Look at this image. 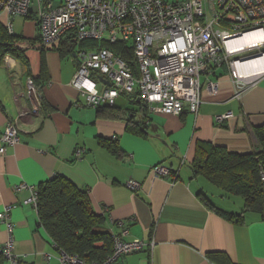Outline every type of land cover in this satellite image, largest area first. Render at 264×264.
Here are the masks:
<instances>
[{
  "label": "crops",
  "instance_id": "0c3cea01",
  "mask_svg": "<svg viewBox=\"0 0 264 264\" xmlns=\"http://www.w3.org/2000/svg\"><path fill=\"white\" fill-rule=\"evenodd\" d=\"M24 19L17 21L23 32H14L21 37L18 47L24 57L7 55L0 61V135L8 119L22 114L20 141L0 154V212L12 206L18 264H59L38 209L25 202L30 191L17 189L21 183L39 187L56 175L88 192L94 211L105 217L102 231L113 237L128 230L125 239L154 241L126 255L123 264H264L262 214L246 211L243 221L236 222L217 212L243 213L245 199L230 197L232 193L196 174L193 167L199 143L239 154L258 150L254 128L264 125V77L237 96L228 67L213 66L202 74L204 81L201 76L196 113L189 108L182 115L151 113L140 135L128 129L124 116L135 113L143 119L140 95L116 99L123 118H109L107 112L88 107L71 84L79 61L73 54L63 56L59 42L44 47L35 22ZM8 20L0 13L2 24L7 26ZM30 78L42 94L38 110L27 92ZM210 82L216 83L214 89ZM229 112L231 117L218 120ZM114 136L118 150L106 143ZM79 148L85 151L78 158ZM160 163L173 174L154 177L152 167ZM129 180L139 181L141 188L132 191ZM8 237L0 221V246Z\"/></svg>",
  "mask_w": 264,
  "mask_h": 264
},
{
  "label": "built area",
  "instance_id": "2783aa9c",
  "mask_svg": "<svg viewBox=\"0 0 264 264\" xmlns=\"http://www.w3.org/2000/svg\"><path fill=\"white\" fill-rule=\"evenodd\" d=\"M0 13L9 16L10 33H14L11 19L31 15L44 47L59 42L62 37L74 44L73 55L79 64L71 84L82 94L88 107L113 106L119 96L138 93L143 107L150 113L181 115L186 108L196 113L201 103V76L213 66L228 67L235 80L237 96L264 77V70L246 74L239 71V63L264 56V0H60L58 6L54 0H0ZM257 31H263L261 40L239 49L232 48L233 40ZM102 41L131 42L136 68L112 48L101 46ZM247 50L256 52L244 54ZM215 86L216 83L210 82L211 89ZM27 92L33 108L38 110L42 94L33 78L29 79ZM21 115L7 120L0 135L1 155L20 141ZM231 116L229 112L218 120ZM84 151L77 149L75 156L81 157ZM152 170L156 178L173 174L163 163ZM260 177L264 188V167H261ZM141 186L136 180L127 182L132 191ZM17 189L30 191L25 202L38 208L39 187L21 183ZM11 209L8 205L0 212V221L6 224L9 233L0 252L11 264H18ZM127 234L125 230L113 235V252L102 261H88L76 253L58 249L55 243L58 262L123 264L126 255L154 244V241L148 243L138 238L125 239ZM47 257L50 258V254Z\"/></svg>",
  "mask_w": 264,
  "mask_h": 264
},
{
  "label": "trees",
  "instance_id": "16d2710c",
  "mask_svg": "<svg viewBox=\"0 0 264 264\" xmlns=\"http://www.w3.org/2000/svg\"><path fill=\"white\" fill-rule=\"evenodd\" d=\"M26 19L35 21L31 15ZM20 38L15 33H10L7 26L0 22V61L7 55L19 59L24 57V49L17 45L18 41H21ZM99 44L112 48L136 68L134 47L130 42L111 44L102 41ZM57 48L63 56H67L73 54L74 44L67 37H62ZM98 110L107 112L109 118H123V113L115 105H102ZM140 113L143 119H137L135 113L133 117L127 113L124 116L126 115L128 120V129L143 135L145 120L150 118L151 113L143 107L142 102ZM254 133L259 147L257 151L249 154L232 153L225 147L205 143H199L196 148L193 163L195 173L204 176L226 192L245 199L243 213L225 214L217 209V212L236 222L243 221L246 211L260 212L264 217V188L260 177L261 167H264V125L254 128ZM113 141L117 140L112 138L106 143L110 145L109 148L117 149L118 145ZM209 207L216 211L213 206ZM37 209L41 224L58 249L76 253L88 261H102L113 252L112 235L102 231L106 224L105 217L94 211L88 192L77 187L66 177L56 175L39 185ZM100 241L104 242L103 246L96 245ZM6 260L0 252V264H5Z\"/></svg>",
  "mask_w": 264,
  "mask_h": 264
},
{
  "label": "bare ground",
  "instance_id": "6f19581e",
  "mask_svg": "<svg viewBox=\"0 0 264 264\" xmlns=\"http://www.w3.org/2000/svg\"><path fill=\"white\" fill-rule=\"evenodd\" d=\"M263 38V31H257L253 33H247L243 37L233 40L232 48L244 47V45H253V42L261 40ZM264 70V56L261 58H256L248 62L239 63V71L242 74L249 72L260 73Z\"/></svg>",
  "mask_w": 264,
  "mask_h": 264
},
{
  "label": "rangeland",
  "instance_id": "374dc122",
  "mask_svg": "<svg viewBox=\"0 0 264 264\" xmlns=\"http://www.w3.org/2000/svg\"><path fill=\"white\" fill-rule=\"evenodd\" d=\"M169 1H175V0H169ZM54 2H55L56 6H58L60 4V0H54ZM207 2H208V0H207ZM207 14L211 18V11H210L209 7H207ZM4 20H5V17L1 16V21H4ZM17 21L23 22V21H25V19H24V17H14V32L19 35L20 33L23 32V29H22L21 25L19 23H17ZM30 22H32V21H30ZM130 44H132V43L130 42ZM254 52H256V51L255 50H247L244 52V54H254ZM242 56H244V55H242ZM204 78L205 77L202 76L203 81H204ZM230 197L237 199V197H241V196H237V195L233 194Z\"/></svg>",
  "mask_w": 264,
  "mask_h": 264
}]
</instances>
